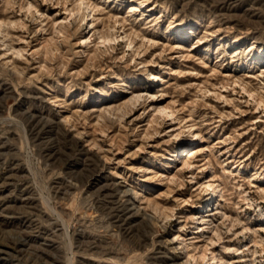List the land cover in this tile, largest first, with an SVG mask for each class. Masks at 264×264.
Masks as SVG:
<instances>
[{
    "label": "rangeland",
    "instance_id": "rangeland-1",
    "mask_svg": "<svg viewBox=\"0 0 264 264\" xmlns=\"http://www.w3.org/2000/svg\"><path fill=\"white\" fill-rule=\"evenodd\" d=\"M86 1L0 0V264H264V0Z\"/></svg>",
    "mask_w": 264,
    "mask_h": 264
},
{
    "label": "bare ground",
    "instance_id": "bare-ground-1",
    "mask_svg": "<svg viewBox=\"0 0 264 264\" xmlns=\"http://www.w3.org/2000/svg\"><path fill=\"white\" fill-rule=\"evenodd\" d=\"M89 2L90 1H86V0H81V4H80V6H78V10H82L83 9V7L85 6L86 7V10L87 11H94V8H96V6L94 5V7H93V9H91L90 7V4H89ZM28 10H29V12H31V9L32 8H34V5L31 3V2H29L28 4ZM91 9V10H90ZM32 13V12H31ZM116 23H118L119 21H115ZM4 25V24H3ZM4 32H6V29H4V26H2V25H0V33H4ZM8 34V33H7ZM89 34H90V32H89ZM6 37V36H5ZM89 36H86L85 37V41H88L89 40V38H88ZM126 38H127V40H128V46L130 47L131 45H133L134 44V40L130 37V36H126ZM100 39L103 41V43H105V42H110L111 41V39L109 38V36H107V35H101L100 36ZM84 41V42H85ZM92 43V42H91ZM196 46V45H195ZM137 54H139V53H137ZM228 82H230V80H228ZM243 90H245L247 93H251L250 91H248L245 87H243ZM208 93V92H207ZM145 94H143V92H141L140 94H136V95H132L131 96V98L128 100V101H126V102H124V104L122 105V106H120L118 109H120V111H122V112H125V115H123L124 117H126L130 112H128L127 113V111H129L128 109H129V107H130V105L131 104H133V105H135V106H137V104L138 103H140L141 102V100H146V97L144 96ZM154 95L155 94H152V96L154 97ZM251 96L253 97V93H251ZM261 103H262V100H260V104L259 105H261ZM116 109V108H115ZM106 110H108V109H106ZM124 110V111H123ZM106 112H108V111H106ZM162 112L164 113V114H167V116H169V117H174V113L172 112L171 114L170 113H168L167 112V110H162ZM100 113V112H99ZM102 114V113H101ZM104 115V114H103ZM101 118V117H100ZM173 120H176V119H174V118H172ZM174 130H176V129H174V128H171V130L170 131H174ZM190 152H188L189 154V156L190 155H194L195 154V151H194V149H190L189 150ZM187 155V156H188ZM190 159H192V158H190ZM190 159H186L185 161H184V165L183 166H189V167H191L192 166V163L191 162H189L190 161ZM213 186H212V184H211V182H208L207 183V188H212ZM115 198V197H114ZM217 211V210H216ZM212 214H217V212H215V213H212ZM207 220L206 219H203V222H206ZM208 223H205V225H207ZM204 227H207V226H203V225H201V226H199L197 229L198 230H195V231H198V233L200 232V231H203L204 230ZM232 228L234 227V225H232L231 226ZM232 228H230V230H232ZM220 236V235H219ZM220 240H221V237H220ZM228 249H230L229 247H228ZM235 252H238V250H235ZM202 258H205V255H203L202 256ZM213 260H214V262L212 263V264H215L216 263V260H217V257L214 255V257H213ZM242 262H244V260H234V263H242ZM225 264H229L228 262H225Z\"/></svg>",
    "mask_w": 264,
    "mask_h": 264
}]
</instances>
